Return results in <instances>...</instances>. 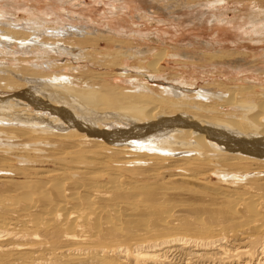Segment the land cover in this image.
<instances>
[{
	"label": "bare ground",
	"instance_id": "bare-ground-1",
	"mask_svg": "<svg viewBox=\"0 0 264 264\" xmlns=\"http://www.w3.org/2000/svg\"><path fill=\"white\" fill-rule=\"evenodd\" d=\"M4 16L0 264H264V93L152 86L168 53L120 43L140 78L92 86L51 55L83 63L98 31ZM114 115L130 131H104Z\"/></svg>",
	"mask_w": 264,
	"mask_h": 264
},
{
	"label": "rangeland",
	"instance_id": "rangeland-1",
	"mask_svg": "<svg viewBox=\"0 0 264 264\" xmlns=\"http://www.w3.org/2000/svg\"><path fill=\"white\" fill-rule=\"evenodd\" d=\"M4 14L7 23H19L20 19L24 23L36 17L44 19L47 28L74 25L98 31L99 35L80 44L89 56L83 63L51 55L55 63L63 66L60 73L82 78L84 82L90 80L92 86L119 87L123 91L128 80L140 78L136 73L131 74V79L119 75L123 66H146L135 59L124 61L116 57L120 43L123 50L141 47L154 53H168L170 57L160 67L159 78L152 86L182 80L193 87L215 86L223 91L251 87L249 92L254 93V98L264 93V0H0V18ZM45 33L43 41L50 38L51 30ZM40 41L38 45L43 44ZM183 54L189 59L183 58ZM16 59L12 54L0 53V67L15 68ZM64 66L79 69L71 71ZM38 93L35 91L33 96L41 98ZM59 97L70 98L68 94ZM172 116L167 117L172 120L180 115L175 112ZM124 122L114 115L103 122L104 131H130Z\"/></svg>",
	"mask_w": 264,
	"mask_h": 264
}]
</instances>
